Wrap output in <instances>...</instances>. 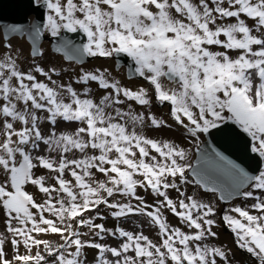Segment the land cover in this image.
I'll list each match as a JSON object with an SVG mask.
<instances>
[{"label": "snow or ice", "instance_id": "snow-or-ice-1", "mask_svg": "<svg viewBox=\"0 0 264 264\" xmlns=\"http://www.w3.org/2000/svg\"><path fill=\"white\" fill-rule=\"evenodd\" d=\"M27 8L0 24V264H264V0Z\"/></svg>", "mask_w": 264, "mask_h": 264}, {"label": "water", "instance_id": "water-1", "mask_svg": "<svg viewBox=\"0 0 264 264\" xmlns=\"http://www.w3.org/2000/svg\"><path fill=\"white\" fill-rule=\"evenodd\" d=\"M29 13L27 0H0V20L21 21Z\"/></svg>", "mask_w": 264, "mask_h": 264}, {"label": "bare ground", "instance_id": "bare-ground-1", "mask_svg": "<svg viewBox=\"0 0 264 264\" xmlns=\"http://www.w3.org/2000/svg\"><path fill=\"white\" fill-rule=\"evenodd\" d=\"M44 43L47 46V44H48L47 40H45ZM122 71H125V69H122ZM29 190L32 191L33 189L30 188ZM145 231L147 232V230H145ZM217 231L219 232V241H218V243L219 244H226L228 247H232L233 246V242H232L231 234L227 230H225L224 228H221V229H219ZM153 235H154V233H153Z\"/></svg>", "mask_w": 264, "mask_h": 264}, {"label": "rangeland", "instance_id": "rangeland-1", "mask_svg": "<svg viewBox=\"0 0 264 264\" xmlns=\"http://www.w3.org/2000/svg\"><path fill=\"white\" fill-rule=\"evenodd\" d=\"M32 14H30L29 16H31ZM227 205H225V207H226Z\"/></svg>", "mask_w": 264, "mask_h": 264}]
</instances>
